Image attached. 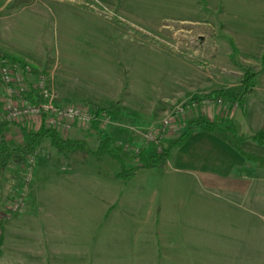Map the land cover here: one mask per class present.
<instances>
[{"label":"rangeland","instance_id":"374dc122","mask_svg":"<svg viewBox=\"0 0 264 264\" xmlns=\"http://www.w3.org/2000/svg\"><path fill=\"white\" fill-rule=\"evenodd\" d=\"M231 42L238 50L234 61ZM0 51L20 57L15 60L30 68L34 82L44 77L55 103L111 114L106 135L136 157L148 146V132L165 119L171 122L162 148L187 126L205 132L201 121L218 124L216 132L230 139L234 132L253 133L264 120V0H0ZM246 69L257 76L244 107L229 111L207 100L220 91L235 101ZM5 94L0 86V116ZM24 126L33 127L11 124L6 135L19 139ZM87 128L68 137L85 136L93 150L97 142L85 135ZM42 147L35 169L50 168L49 181L58 173L86 174L92 189L114 196L107 220L103 207L83 193L70 202L77 216L71 215L67 237L94 243L100 235L89 254L80 249L77 264H264V168L255 165V182L250 173L207 182L170 166L118 179L122 167L108 156L58 155L48 143ZM28 159L7 170L0 197L9 199L1 203L0 220L24 187ZM139 160L125 159V167ZM49 256L55 259L47 264H59Z\"/></svg>","mask_w":264,"mask_h":264},{"label":"crops","instance_id":"0c3cea01","mask_svg":"<svg viewBox=\"0 0 264 264\" xmlns=\"http://www.w3.org/2000/svg\"><path fill=\"white\" fill-rule=\"evenodd\" d=\"M1 53L13 59H21L9 52ZM9 128H5V135L11 133V130L16 129L17 126ZM38 129L37 126L32 127V130ZM259 131H264V120L257 126V130L254 128L253 133ZM240 146L247 152L264 157V147L251 142L241 143ZM165 166H170L174 171L186 175H197L199 180L207 182L239 181L243 173H250L254 182L257 177V167L248 164L217 133L193 132L181 148L172 152L163 167ZM50 174H52L50 168L46 165H39L35 169L24 212L2 223L0 264H47L49 260L55 259L49 254L57 256L56 260H59V264H77L81 260L79 255L81 248L89 254V247L91 246L92 249L93 244L100 242L98 240L100 235L94 239V243L90 239L77 243L76 238L72 240L67 237L68 232L72 230L69 228L72 227L69 221L73 218L71 215L77 216L70 208V202L74 201L76 204L75 201L79 198L77 195L83 193L88 197L87 199L99 203L100 208L103 207L102 218L107 220V216L116 206L114 196L110 195L109 191L92 189L87 182L89 175L74 172L58 173L54 176L55 182H52L49 181L52 176ZM48 182H51L49 187H47ZM231 186L236 187L234 183H231ZM97 228L101 229V224Z\"/></svg>","mask_w":264,"mask_h":264},{"label":"trees","instance_id":"16d2710c","mask_svg":"<svg viewBox=\"0 0 264 264\" xmlns=\"http://www.w3.org/2000/svg\"><path fill=\"white\" fill-rule=\"evenodd\" d=\"M231 52H232V61H234V57L237 55L238 50L236 46L231 42ZM8 60L10 62L19 63L17 60L10 58L9 56L2 54L0 52V61ZM261 63H264V54L261 56ZM245 74L242 76L240 83L242 85L243 94L238 97L235 101H232L230 97L221 93L220 91H213L207 96V100H211L214 103L218 104L220 102L221 105H227L228 110L234 108L235 105L240 107H244L243 97L247 94H251L255 87V79L256 74H253L248 69H246ZM31 98V93L28 95ZM94 110H96L97 115L105 113L103 110L98 109L97 107L91 106ZM107 116L111 114L106 113ZM224 120H221L219 125H222ZM199 127L208 133H217L216 128L218 124L214 122H198ZM10 124H3L0 126V192L6 193V173L9 166L13 162H20L23 157H31L36 155L41 149L42 146L46 143L54 149V151L58 155L68 154L73 157H77L80 154L88 155L92 154L93 156L100 158L103 156H108L114 160H116L120 166L122 167L120 172L116 174V178L118 179H128L131 176H134L137 169H154V168H162L172 152L181 148L186 141L191 136L190 126H187L184 132L179 137L169 139L167 146L161 148L159 152H156L153 144H148L146 150H140L137 153V157L131 155L130 152L125 151L124 147L119 145L113 139L106 135L104 131V126L98 121H93L87 128L86 134H91L92 139L97 142V146L90 150L87 146V142L85 140V136H82L83 140L73 139V138H62L58 133L51 129H47L43 126L39 127L38 130H29L28 128H22L19 133V139L9 138L8 135H5L4 130ZM233 132V130H232ZM235 132L230 139L234 140V143L231 142L230 139H225L222 133L219 135L224 141H226L229 145H231L234 150L242 156L247 162L256 165L258 168H264V157L252 154L250 152L245 151L240 146L241 143L251 142L258 146H264V131H259L256 133L252 132H239L235 136ZM162 144L164 142V138L161 139ZM147 151V152H146ZM139 157L140 165H132L129 168L125 167V159L136 160ZM9 199V196L0 197V207L2 201H6ZM5 220V219H4ZM4 220H0V228Z\"/></svg>","mask_w":264,"mask_h":264},{"label":"built area","instance_id":"2783aa9c","mask_svg":"<svg viewBox=\"0 0 264 264\" xmlns=\"http://www.w3.org/2000/svg\"><path fill=\"white\" fill-rule=\"evenodd\" d=\"M32 81L31 70L27 66L8 60L0 61V86H3L6 91L0 126L20 123L27 126L29 124L43 126L66 138L75 128L89 126L96 120L103 126L109 124L110 119L106 113L97 115L96 110L88 105L55 103L56 93L48 88L44 77L40 76L35 82ZM30 93L31 98L28 96ZM170 122L171 119L163 120L146 136L147 143L153 144L158 152L162 148L161 139L166 137ZM34 172V156H31L23 178L24 187L16 194V199L7 205L6 212L2 215L5 219H9L22 210Z\"/></svg>","mask_w":264,"mask_h":264}]
</instances>
